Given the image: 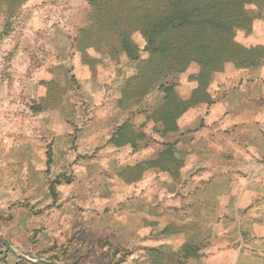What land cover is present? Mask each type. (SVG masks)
<instances>
[{
  "label": "crops",
  "instance_id": "0c3cea01",
  "mask_svg": "<svg viewBox=\"0 0 264 264\" xmlns=\"http://www.w3.org/2000/svg\"><path fill=\"white\" fill-rule=\"evenodd\" d=\"M216 86L169 133L0 109V236L56 264H264V57Z\"/></svg>",
  "mask_w": 264,
  "mask_h": 264
},
{
  "label": "rangeland",
  "instance_id": "374dc122",
  "mask_svg": "<svg viewBox=\"0 0 264 264\" xmlns=\"http://www.w3.org/2000/svg\"><path fill=\"white\" fill-rule=\"evenodd\" d=\"M252 1L247 31L236 30L234 40L264 49L253 35L264 4ZM162 14L164 0H0V109L63 108L75 132L98 118L108 124L115 112L152 125L149 117L170 93L178 106L199 86L190 80L200 70L195 64L183 74L154 76L159 63L150 61L148 25ZM227 68L239 70L230 65L214 74L210 96Z\"/></svg>",
  "mask_w": 264,
  "mask_h": 264
},
{
  "label": "trees",
  "instance_id": "16d2710c",
  "mask_svg": "<svg viewBox=\"0 0 264 264\" xmlns=\"http://www.w3.org/2000/svg\"><path fill=\"white\" fill-rule=\"evenodd\" d=\"M249 1L164 0L168 14H162L148 25L150 61L159 63L154 67V76L157 79L169 73L183 74L195 64L200 70L191 75L190 80L197 81L199 86L189 100H181L178 106H172L170 97L175 94L170 93L166 103L149 117L153 122L152 131H176L179 118L191 107L211 103L208 90L212 77L227 65L239 70L250 69L264 57L263 48L246 49L234 40L236 30L247 31L246 5ZM252 2L264 4V0ZM127 126L120 129L125 130Z\"/></svg>",
  "mask_w": 264,
  "mask_h": 264
},
{
  "label": "water",
  "instance_id": "95a60500",
  "mask_svg": "<svg viewBox=\"0 0 264 264\" xmlns=\"http://www.w3.org/2000/svg\"><path fill=\"white\" fill-rule=\"evenodd\" d=\"M0 243L2 245H4L8 250L14 252L15 254H17L18 256H20L23 259L32 260V261H34L37 264H56V263L44 260V259L39 258V257H34V256L27 255V254H24V253H19L8 241H6L1 236H0Z\"/></svg>",
  "mask_w": 264,
  "mask_h": 264
}]
</instances>
